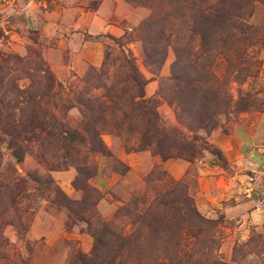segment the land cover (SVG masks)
Segmentation results:
<instances>
[{"label": "rangeland", "instance_id": "1", "mask_svg": "<svg viewBox=\"0 0 264 264\" xmlns=\"http://www.w3.org/2000/svg\"><path fill=\"white\" fill-rule=\"evenodd\" d=\"M0 264H264V0H0Z\"/></svg>", "mask_w": 264, "mask_h": 264}, {"label": "trees", "instance_id": "2", "mask_svg": "<svg viewBox=\"0 0 264 264\" xmlns=\"http://www.w3.org/2000/svg\"><path fill=\"white\" fill-rule=\"evenodd\" d=\"M194 4H196V3H194ZM195 17H197L199 19H204V20H202V22H204L208 19L206 15L197 14V12H196L194 15V18L192 20L195 25H198V23H201V21L197 20V18H195ZM130 70L132 72V76H131L132 83L136 86V92H137L136 98H142L144 82L139 80V78L137 77V75H135V73L133 72V69H131V67H130ZM135 104L139 105L137 103H135ZM144 113L147 115V121L146 120L145 121H146L147 127L149 128L148 129L149 138H151V136H153V138H156V136L158 134L157 128H159L157 125V121H156L157 119H156L155 115H151V114L147 113L146 111H144ZM31 124H34V123H31ZM34 125H36V123ZM22 129H24V127ZM67 135H68L70 141H75L77 139L76 135L73 133H67ZM152 142L154 143V146L156 148L161 147L160 146V143H161L160 139H154V141H152ZM152 142H151V144H152ZM12 148H13L12 155H13L14 159L19 161L21 155L16 151V149H14V147H12ZM159 154H160V152H159ZM162 158H166V156H163ZM194 213H195V211H194ZM121 240H123V239H121Z\"/></svg>", "mask_w": 264, "mask_h": 264}]
</instances>
